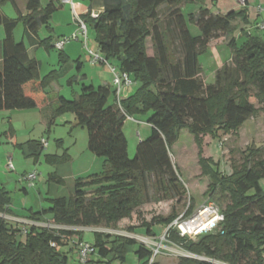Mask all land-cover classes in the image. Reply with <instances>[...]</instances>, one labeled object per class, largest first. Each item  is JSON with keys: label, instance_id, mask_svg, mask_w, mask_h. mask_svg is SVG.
<instances>
[{"label": "trees", "instance_id": "trees-1", "mask_svg": "<svg viewBox=\"0 0 264 264\" xmlns=\"http://www.w3.org/2000/svg\"><path fill=\"white\" fill-rule=\"evenodd\" d=\"M82 1L88 3V9L80 19L86 28L87 22L91 24L99 54L105 61L114 60L139 87L119 106L115 97L113 103H108L115 91L107 86L81 84L77 99L58 97L52 118L66 112L74 115L75 127L86 131L88 151L103 159L101 171L76 178L69 199H50L47 209L29 211L28 220L33 223H44V217L51 216L49 224L66 229L34 224L15 228L0 216V264H67V253L60 247L73 235L81 234L67 228L115 227L145 203L143 198L147 199L151 181L165 199L182 194L170 156L182 131L193 137L200 175L210 180L206 193L219 190L229 203L222 211L223 222L213 232L188 240L175 229L167 231L168 242L195 257L180 258L177 264H264L262 151L248 147L242 162L232 165L229 176L221 175L213 168L212 159L203 157L204 137L214 140L219 133L236 134L258 113L250 100L264 104V33L251 31L253 21L246 7L226 14H213L200 7L197 13L185 16L182 5L201 4L203 0ZM6 3L17 11L14 0H0V26L4 32L0 43V111L42 108L48 102L45 88L61 72L40 77L39 63L29 56L23 41L14 40L13 32L20 23L27 40L37 47L53 49L51 39H40L38 30L43 26L49 30L51 16L59 8L27 0L25 14L17 11L18 17L9 19L1 11ZM94 8L100 11L96 19L89 16ZM161 11L165 13L163 20ZM236 21L244 26L240 27V38L244 40L239 46L233 36L239 27L234 25ZM188 23L198 27V36L190 33ZM221 36L229 39L231 61L216 70L213 83L206 84L199 56L206 54L210 42ZM147 39L152 44L151 56L146 52ZM68 59L59 50L60 63ZM139 117L146 118L150 134L137 142L130 158L123 124L127 118ZM9 131L14 132L11 127ZM26 146L36 154L39 151L34 141ZM45 160L54 165L68 161L66 155L46 156ZM48 181L63 183L54 174ZM10 202L9 194L0 187V215H10ZM192 213L193 206L189 205L183 217L189 218ZM177 217L173 212L166 217L156 216L139 227L146 237L155 238V224L169 226ZM135 229L132 226L127 231L133 233ZM92 246L95 264H124L127 248L132 246L139 264H157L150 263L149 249L124 236L95 233Z\"/></svg>", "mask_w": 264, "mask_h": 264}, {"label": "rangeland", "instance_id": "rangeland-1", "mask_svg": "<svg viewBox=\"0 0 264 264\" xmlns=\"http://www.w3.org/2000/svg\"><path fill=\"white\" fill-rule=\"evenodd\" d=\"M19 9L23 11L25 9V0H16ZM40 5L45 7L48 0H39ZM61 1V0H60ZM76 5V13L81 15L84 9H87L88 3L82 0H72ZM216 0L213 1L214 5L207 4L208 0H203L201 4L190 3L182 5V13L185 16L189 14H195L200 7H211L212 12L222 10L221 6L226 3L230 5L235 4V8H241V0L238 7L236 0ZM246 4V1L245 3ZM210 5V6H209ZM245 8V6H242ZM98 9V8H97ZM95 10V8H94ZM1 11L5 16L11 18H17L18 12L12 7L10 3H6L1 6ZM164 12L161 11L160 19H164ZM73 13L69 6H64L62 9H58L52 16L49 22V30L47 28L40 27L38 30V36L40 39H51V43L64 41L65 54L69 59L66 63L61 64L59 60V51L56 48L46 49L44 47L33 48L29 50V56L36 59L39 63V75L40 77L48 76L52 71L61 72L57 80L50 83L45 91L47 93L49 105L47 110L43 112V115L47 113H53L57 107L58 96L61 95L67 100L77 99L80 94L81 84L90 85L94 87L99 85L100 81H106L109 84L110 90L113 92L115 88L112 85V73L106 65L93 64L88 58L89 51L99 54L97 50V44L95 42L94 31L90 23H86V34H81L78 30V25L74 23ZM76 24V25H75ZM238 25V29L234 32L236 43L239 46L244 39L240 38V27H244L236 21L234 25ZM247 29V27H245ZM255 22L250 24V29L256 34L259 33L256 29ZM188 29L193 36H198V27L194 24L188 23ZM261 34V33H260ZM77 36L78 39H72ZM4 32L2 26H0V40L3 38ZM14 40L20 41L23 38L22 24L18 23L13 32ZM26 39V40H25ZM227 38L221 36L219 39L212 40L208 45V51L204 55L199 56V62L203 70L202 78L206 84H211L214 81V75L217 69L221 68L225 63H230L231 53L227 46ZM146 52L150 55L152 51V44L149 39L146 40ZM100 55V54H99ZM101 57V55H100ZM77 61L81 64V68H77ZM110 66L114 67L120 72L117 63L114 60L107 61ZM104 72L109 74V79H103ZM85 79V80H84ZM70 82V83H69ZM52 86H56L52 87ZM139 87V83H133L128 88H123L121 91V99H126L133 94ZM254 90L252 89L251 92ZM115 94V93H114ZM115 95H111L108 103L114 102ZM251 103L258 110V113L237 131L235 134L224 135L219 133V138L211 140L209 136L204 137L203 157L210 158L213 161L214 169L218 170L221 175L229 176L232 173V165H238L242 162V156L245 150L252 146L262 151L261 158L264 159V104H259L256 100L251 99ZM45 106V105H44ZM43 106V107H44ZM42 107V108H43ZM36 108L32 110H13V111H0V185L3 186L9 193L12 199V209L16 215L24 216L28 212V209H32L34 212H39L42 208L49 207L48 199L65 198L69 199L72 195L71 184L68 178H64L62 185H57L51 181H48V173H54L58 169L59 165H54L50 162H46V154L58 155L69 154L73 157L71 162H65L70 165V172L76 175L85 164L84 157L78 160V155L81 150L85 148L87 142V134L85 129L75 127L74 115L71 112L63 113L57 116L50 126V130L43 132L42 116ZM14 119V132L11 133L10 124L8 120ZM134 124V126H133ZM149 126L146 124L145 117H139L134 119H127L123 124V133L128 143V155L133 158L134 151L137 142L142 140L138 138V132L141 137H145L149 134ZM42 139L46 143L39 161H36V157L27 153L24 143L33 139ZM61 140L59 143L58 141ZM75 142L74 145L72 143ZM42 147L43 144L39 142ZM49 146V147H47ZM86 150V148H85ZM89 154V153H88ZM80 156V155H79ZM171 161L175 167L177 175H179V181L183 187L182 194H179L176 198L165 199L162 192H157L153 181L150 182L147 191V199L143 198L145 203L135 209L130 218L121 221L113 228H105L104 226L98 228H67L70 230L81 231L80 235H73L65 245L60 247L62 252L67 253V264H80L77 254V244L87 243L89 245L94 244L95 233L109 234L111 236H124L130 239H134L137 243L143 245L149 249L155 256L152 262L157 264H177L180 258H195L190 254L181 250L178 246L170 243L166 239L167 225L155 224L152 229L156 233V237H146L144 230L139 226L142 222L149 223L153 217L169 216L172 212L178 217L182 216L189 205L193 206V214L202 205L212 203L222 213L224 207L229 203L226 195H223L216 190L212 193H206L210 180L200 175V168L197 164V149L193 137L187 132L182 131L178 142L171 149ZM100 165H102L103 159L96 157ZM84 159V163H83ZM68 160V159H67ZM70 160V159H69ZM11 165V167H9ZM78 168V170H77ZM86 169V168H85ZM96 169V168H95ZM85 171V170H83ZM83 171L79 172L82 173ZM101 171V168L92 170L87 174H80L83 176L89 175ZM35 173L37 175L36 180L33 182L23 183L22 180L29 174ZM82 176V177H83ZM66 177V176H65ZM56 185V186H55ZM260 185L264 189V179L260 181ZM27 189V193H24L22 187ZM90 192V191H88ZM3 219L12 224L13 227H18L22 224L27 228L31 223H27L21 220H15L7 217V215H0ZM50 217V216H48ZM191 217V216H190ZM25 219V218H24ZM19 223V224H18ZM45 228L44 225H38ZM136 227L133 233H129L127 229L129 227ZM59 229H66V227H58ZM132 247L127 248V256L124 264H139L137 257L131 251ZM96 259V255L89 257L87 264L93 263ZM197 259V258H196ZM214 264H220L215 263ZM114 264H118L114 262Z\"/></svg>", "mask_w": 264, "mask_h": 264}, {"label": "built area", "instance_id": "built-area-1", "mask_svg": "<svg viewBox=\"0 0 264 264\" xmlns=\"http://www.w3.org/2000/svg\"><path fill=\"white\" fill-rule=\"evenodd\" d=\"M246 0H241V5H244ZM62 4L69 6L72 13H73V19L78 25V30L81 34H86V26L84 25L83 21L80 19V17L83 14L87 13V10L82 11V14L79 15L76 13V5L73 3L72 0H61ZM258 15L264 14V5L259 6L257 8ZM100 14L99 10H91L89 12V16L92 19H96L97 16ZM256 30L259 33H264V21L258 22L256 25ZM72 39L77 40L78 37L75 35L72 37ZM65 42L64 41H58L54 44V48H56L58 51L63 50ZM88 58L92 61L93 64H102L106 65L110 72L112 73V85L115 88V103L119 106L121 102V91L123 88H128L133 85V81L130 78V76L127 73L124 72H118L114 67L110 66L107 61L103 59V57L95 52L89 51L87 54ZM130 119V118H127ZM42 148L46 147V143L41 141ZM11 167V165H9ZM37 175L35 173L29 174L23 179L27 182H33L36 180ZM224 216L219 211V209L214 206L212 203H207L202 205L200 208L197 209L195 214H193L189 218H184L183 215L180 217H177L166 229V234L169 229H175L178 233V235L181 238H185L188 240H195L197 237H199L202 234H206L209 232L215 231L221 222H223ZM45 228L50 229H57L55 226L51 225H44ZM41 227V226H39ZM59 229V228H58ZM166 237V236H165ZM54 246V245H52ZM77 254H78V260L80 264H87L89 261V257L95 254V249L92 245H89L87 243H79L76 247ZM155 256V253H153V258ZM151 262L153 261L150 260ZM150 262V263H151Z\"/></svg>", "mask_w": 264, "mask_h": 264}, {"label": "crops", "instance_id": "crops-1", "mask_svg": "<svg viewBox=\"0 0 264 264\" xmlns=\"http://www.w3.org/2000/svg\"><path fill=\"white\" fill-rule=\"evenodd\" d=\"M15 1V4H16V9H17V11L20 13V14H25V9H23V11H21L19 8V6H18V3H17V1L16 0H14ZM213 1H215V0H208V2H207V4H210L211 6L212 5H214L213 4ZM26 2H27V0H25V6H26ZM236 2H238V7H240L239 6V3H240V0H236ZM49 3H52V4H54L55 6H57L59 9H62L64 6H66V5H64V4H62V2L60 1V0H48L47 1V4H49ZM86 3V2H85ZM217 3H218V1L216 0V5H217ZM241 4V3H240ZM209 5V6H210ZM263 6L264 5V0H246V4H245V7H246V12H247V14L249 15V19L251 20V21H255V22H258V21H262V20H264V14H261V15H258L257 14V8L259 7V6ZM235 4H232L231 2H230V5H228V4H226V3H224L222 6H221V9L222 10H218V11H215V12H212V9H211V7H205V8H207V9H209L210 10V12L211 13H213V14H226L227 12H229V11H233V10H239V9H236L235 7ZM242 6H244V5H242ZM241 6V8L240 9H242L243 7ZM87 9H88V7H86ZM87 9H84V10H87ZM83 10V11H84ZM7 18H9V19H15V18H11V17H8V16H6ZM75 23V22H74ZM76 25V24H75ZM4 37V36H3ZM23 38H25V36H23ZM40 38V37H39ZM3 39V38H2ZM2 39L0 40V43H1V41H2ZM26 40V39H25ZM20 41H23L24 43H25V45H26V47H27V52H28V54H29V50L30 49H33V48H38L37 46H35L33 43H32V41H29V40H26V41H28V44L24 41V39H21ZM16 42H18V41H16ZM54 45V44H53ZM63 52H65V50L63 49L62 50ZM66 53V52H65ZM153 53V52H152ZM152 53L150 54V56L152 55ZM66 56L68 57V55L66 54ZM69 58V57H68ZM0 64H1V55H0ZM81 64H79V68H81V66H80ZM100 75H102L103 76V79H109V74L108 73H106V72H104V74L102 73V74H100ZM100 79L102 80V77L101 78H99V85L97 86V87H99V86H107V87H109V84L108 83H105L106 81H103V83H102V81H100ZM85 80V79H84ZM90 85H92L93 87H94V85L93 84H90ZM52 87H55L56 88V86H52ZM59 96H61V95H59ZM58 96V97H59ZM63 97V96H62ZM49 107V105H45L43 108H41V109H39V112L41 113V116H42V127H43V132L45 133V132H47V130L49 131L50 130V127L48 128V126H49V123L51 122V124L54 122V120H55V118L53 119L52 118V112L51 113H47V114H45V115H43V112H45L46 110H47V108ZM132 119V118H131ZM127 120V119H126ZM8 122H9V124H10V127L13 129L14 128V126H13V123L15 122L14 121V119L13 118H10V120H8ZM126 122V121H125ZM124 122V123H125ZM54 124V123H53ZM51 126V125H50ZM133 126H134V124H133ZM150 128V127H149ZM13 131H15L14 129H13ZM138 134V138H141L142 140H144L145 138H147L148 136H149V134H150V130H149V134L148 135H146L145 137H141L140 136V134H139V132L137 133ZM40 140H42L40 137H39V139H33V140H29V141H34V142H36V150H38L39 149V151H37L38 153L36 154V152H34L32 149H30V148H28L27 146H26V143L27 142H29V141H26L25 143H24V146H25V148H26V151H27V153L28 154H30V155H32V156H35L36 157V161L38 162L39 161V158H40V155L42 154V151H43V149L44 148H42L41 146L39 147V142H41ZM75 144V142H73L72 143V145H74ZM47 147H49V146H47ZM85 148H86V150H85ZM85 148L84 149H82L81 150V153L78 155V160H80L82 157H84V159H85V162H88L87 164H85L84 163V159H83V163L85 164L79 171H77L78 173H76V175H73V173L72 172H70V165H69V162H71L72 160H73V157L71 156V155H69V154H66V157H67V159H68V163H64L63 165H59L58 166V169L57 170H55V172L54 173H48V175H49V177L51 176V175H55L56 176V178L57 179H59V180H61L62 182L63 181H65V179L64 178H68V180H69V182H70V184H71V189H72V191H74V180L76 179V178H79V177H82L83 175H80V174H87V173H90V172H92V170H97V168H102V165H100V163H99V161L97 160V158H95V156L92 154V153H90L89 151H88V149H87V142H86V146H85ZM89 153V154H88ZM46 156H55V157H57V158H59V157H61V155H58L56 152L54 153V154H46ZM70 159V160H69ZM86 168V169H85ZM96 168V169H95ZM77 170H78V168H77ZM83 170H85V171H83ZM81 171H83L82 173H79V172H81ZM98 172H100V171H98ZM98 172H95V173H98ZM95 173H91V174H95ZM90 175V174H89ZM66 176V177H65ZM86 176H88V175H86ZM86 176H83V177H86ZM22 182L24 183H27L24 179L22 180ZM56 186V185H55ZM0 187H2V188H4L3 186H1L0 185ZM4 190L9 194V197H10V199H11V196H10V193L4 188ZM22 190H23V192L24 193H27V189L23 186L22 187ZM73 193V192H72ZM60 198H62V197H60ZM48 200H50V199H48ZM7 208H8V210L10 211V215H7V217L9 216V218H11V219H15V220H21V221H24V222H27V223H31V224H34V225H36V226H38V225H46V226H48V225H51V224H49V221H50V219H51V216L50 217H48V216H46V217H44V219H43V221H44V223H33L32 221H30V220H28V216H29V211H32V212H34L32 209H28L27 211V213H26V215H24V216H19V215H16L15 213H14V211H13V209H12V199H11V202H10V205H8L7 206ZM48 208V207H47ZM47 208H42L41 210H43V209H47ZM40 210V211H41ZM25 218V219H24ZM51 226H54V225H51ZM55 227H57L58 228V226H55ZM84 230L86 229H89V228H83Z\"/></svg>", "mask_w": 264, "mask_h": 264}, {"label": "water", "instance_id": "water-1", "mask_svg": "<svg viewBox=\"0 0 264 264\" xmlns=\"http://www.w3.org/2000/svg\"><path fill=\"white\" fill-rule=\"evenodd\" d=\"M153 259V255H152V258H151V260ZM151 262V261H150Z\"/></svg>", "mask_w": 264, "mask_h": 264}]
</instances>
